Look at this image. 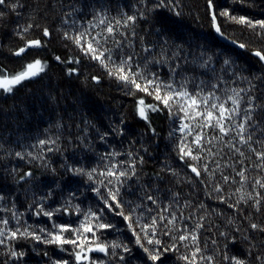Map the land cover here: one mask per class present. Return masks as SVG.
Here are the masks:
<instances>
[{
  "label": "trees",
  "instance_id": "1",
  "mask_svg": "<svg viewBox=\"0 0 264 264\" xmlns=\"http://www.w3.org/2000/svg\"><path fill=\"white\" fill-rule=\"evenodd\" d=\"M159 2L6 0L4 5H0V13H3L0 16V69L11 75L36 59L44 64L43 72L15 85L11 92L0 89V195L4 197L0 201V221L8 220L7 225L0 223V229L5 232V236L0 237L4 241L0 244V264H64L65 261L67 264H78L76 252L87 257L79 264H153L136 243L128 221L117 214L121 209L109 210L104 204L108 188L101 185L100 181L104 178L99 172L117 161H135L139 177V182L133 177L121 187L120 198L123 201L139 203L140 186L146 185L160 203L164 206L171 204L172 211L177 215L183 213L186 219L177 221V227L184 223L194 227L200 216L205 217L200 221L204 227L198 232V243L202 255L214 257V264H225L223 254L226 243L229 255L246 259L248 264H261L257 257H264V233L253 231L249 224H264V204L257 213L252 207L253 201L241 202L237 208L242 211H237L217 198L222 194L226 199L230 197L229 203L235 204L239 196L236 189L240 187V178L232 167H225V164H234L236 171L247 167L245 191L253 192L254 180L264 178V170L255 167L260 163L255 155L239 143L236 146L241 148L246 158L224 146L235 136L234 132L224 137L223 142L213 140L211 144L207 143L212 137L220 135L218 130L196 128L192 122L182 119L184 114L175 106L170 115L168 108L154 95L139 92L131 85L126 87L115 76H109L98 61L82 52L71 39L64 38L65 32L75 35L85 28L93 36L100 32L104 26L93 29L87 23L93 19L94 9L103 8L109 19H123L125 14L135 15L136 20L129 22L127 27L120 26L114 37H108L106 41L100 38L104 48L113 50L117 62L121 49L116 47L114 40L122 41L123 54L133 55V71L154 72L167 82L171 77L169 64L174 67L179 63L181 69L175 76L177 84L182 75L195 77L196 84L201 80L217 83V95L222 98L231 95L232 89H243L241 108H247L248 99L252 98L253 103L259 106L254 119L264 128V63L254 55L258 50L264 53V30L250 28L223 15L228 12L232 17L264 20V0H212L211 8L208 0H165L163 6L157 7ZM12 4L22 7L13 10ZM73 6L79 11H73ZM211 10L212 16L215 14L219 33L226 41L217 38L212 30ZM69 12H72L71 16L66 15ZM28 25L32 27L27 32H21ZM44 28L49 30L48 37L43 36ZM33 39H40L42 46L28 48L20 56L14 55ZM227 41L245 47L236 48ZM145 47H150L151 53H145ZM162 49L168 57L178 51L179 59H170L164 65L150 63L145 68L146 59L159 58ZM69 60L79 63H68ZM225 60L230 63L226 65ZM205 61L208 63L200 67ZM188 87L193 89L191 83ZM141 98L146 105H157L159 108L158 111L147 112V121L138 114ZM241 119L242 114L237 120ZM182 123L192 127L191 135L187 134V130L181 132ZM200 131L206 134L203 142L205 151L200 152L203 159L192 161L185 157L182 161L181 144L192 147L194 153L198 152L199 149L191 142L195 133ZM103 133L108 135L101 140ZM48 139L56 143L38 144L39 140ZM254 139H264V132L256 131ZM253 147L257 151L264 150V144H253ZM48 148L53 150L48 151ZM208 149L216 155H210ZM17 152L23 153L24 158H18ZM113 152L118 155L114 158L107 155ZM129 153L132 155L129 156ZM32 156L39 158L33 159ZM140 158H143V163L139 162ZM216 162L221 168L214 175L201 171L200 178L195 177L188 167L189 164L202 166L207 163L211 172L216 168ZM77 168L85 173L95 168L97 172L90 180L86 174L75 173L73 170ZM13 169L16 171L13 172ZM29 171L32 176L20 181L19 177ZM171 171L178 175L173 176ZM222 175L233 177L237 183L230 181L225 184ZM217 183L222 186V193L212 191V186ZM255 191L264 196V189L256 188ZM173 193L179 194L178 203L173 202ZM185 202L191 207H185ZM201 204L204 207H200ZM149 206L155 207L150 203ZM40 208L43 211L38 214ZM44 212H52L53 215L49 217ZM123 212L125 215L129 213L126 205ZM13 213L16 215L13 216ZM91 213H95L98 219L93 218ZM190 213L194 216L187 219ZM136 215H139V210ZM249 216L250 219H246ZM229 219L233 223H229ZM101 223L110 227L101 229L98 227ZM54 224L67 226L70 230L62 235L75 240L76 244L45 243L50 239L48 232H59ZM89 226L94 234L85 231ZM16 229L20 232L27 230L26 235L18 234L16 239L10 238L8 233ZM40 229L46 231L41 232ZM136 231L139 232V229ZM33 233L41 239H34ZM244 236L250 239L244 240ZM157 238L164 247L173 243L169 236L158 235ZM233 238L236 239L234 245L229 243ZM141 241L146 247H155L147 245L142 234ZM113 244L127 245L130 251L124 252L123 247L113 249ZM97 245H107V255L96 251ZM248 249H251L250 254ZM193 250L194 246L185 248L178 245L177 251L164 253L162 260L156 264H186L179 257L188 255L191 258ZM12 251L23 255L12 257ZM199 264H207V261H200Z\"/></svg>",
  "mask_w": 264,
  "mask_h": 264
},
{
  "label": "snow or ice",
  "instance_id": "2",
  "mask_svg": "<svg viewBox=\"0 0 264 264\" xmlns=\"http://www.w3.org/2000/svg\"><path fill=\"white\" fill-rule=\"evenodd\" d=\"M171 2V0H168ZM6 0H0V5H4ZM165 0H160L157 7L163 6ZM209 8L212 7V0H208ZM22 7V5L12 4L11 7L15 10L17 7ZM73 11H79V9L73 6ZM179 14V13H177ZM3 13H0L2 16ZM66 15L71 16L72 12L67 13ZM223 15L229 16L230 19L234 20L237 23L245 24L246 26L255 29L259 27L261 30H264V20L260 21H252L246 17H232L228 12H224ZM136 20L135 15H126L123 19L112 18L109 19L106 13V10L94 9L93 10V19L88 21L89 27L95 29L100 26H104L100 32H97L96 35H91L88 28H85L82 32H77L75 35H69V33H64L65 39H71L78 47H80L81 51L86 55H90L93 60L98 61L107 71L109 76H115V78L123 82L125 86H134V88L139 92H144L147 95H154V98L162 103L165 108H168L169 114H173V107L175 106L180 112L184 114L182 119H186L198 129H216L220 133L219 136H214L212 139L208 140L207 143L211 144L213 140L224 141V137L228 136L229 133H235V136L232 137L231 140L227 141L224 146L231 149L233 153L239 154L240 157H245V153L241 150V148L236 146V143L240 145L246 146L249 152H252L256 160L260 161L259 164H256L255 167L264 170V150L257 151L253 144H264V139H254V133L256 131L264 132V128L261 127V123L254 119V114L256 113L258 105H255L252 101V98L248 99V107L241 108V100L243 97L241 96V92L244 90H231V95H227L226 98H222L217 95V89L219 85L217 83H209L207 81L201 80L199 84L195 83V77H190L187 75H182L181 81L177 84L175 80V76L179 73L181 69V65L177 63L174 67L169 64V71L171 73V77L169 81L165 82L159 78L157 73L145 74L142 70L133 71V55L132 54H123L122 52V41L114 40V44L118 49H121V56L119 61L113 57V50L110 48H104L101 44V37L106 41L108 37H114L115 33L119 31L120 26L127 27L129 22H134ZM213 24L215 26V14L212 16ZM32 25H28L27 28L21 30V32H27L28 28H31ZM217 32L220 31L219 27L216 26ZM21 32H17V35H21ZM50 35L49 30L47 28L43 29V36L48 37ZM123 35V33H121ZM86 45V46H85ZM42 41L40 39L29 40L25 43L24 46L20 47L14 55L20 56L26 52L28 48L31 47H41ZM239 47L244 48L245 45L241 44ZM145 53H151L152 49L150 47L143 48ZM254 55L259 57L261 61H264V53L262 51H255ZM59 61L60 57H56ZM178 60L179 52H173L171 57L167 56V53L164 49L161 50L159 58L153 57L152 59H146L145 68H147L148 64L155 63L158 65H164L168 63L169 60ZM68 63H79V61L69 60ZM195 63V61H193ZM208 61H205L204 64L199 65L200 67H204ZM226 65L230 63V61L225 60ZM111 65V67L109 66ZM138 67V66H137ZM44 71V64L41 60L36 59L33 62L27 63L23 70L15 73V74H7L3 69H0V89H3L5 92H11L15 85L20 84L22 81L26 79L33 78L37 76L39 73ZM74 71V70H70ZM96 80V77H93ZM193 85V89L190 90L188 85ZM230 105V106H229ZM159 108L157 105H146L143 98L138 101V114L145 121L148 120L147 112L148 111H158ZM242 119L237 120L238 117ZM59 127V125H57ZM181 132H185L187 130V134L191 135L193 133L192 127L188 123H182ZM108 134L103 133L101 135V140H103ZM206 134L203 131L197 132L194 135V139L192 140V144L196 145L198 152L193 151L192 147H189L187 144L182 143L180 146V159L183 161L185 157L190 158L192 161H200L203 157L200 155V152L205 151L203 148L204 136ZM56 141L53 139L48 140H39L38 144L40 146H44L47 144H55ZM2 147V145H0ZM48 151H52V148H48ZM210 155H216V153H212L211 149L207 150ZM31 156V153H28ZM108 156L115 157L118 153H108ZM129 156L132 153L128 154ZM16 156L20 159L24 158V154L17 152ZM33 159H37L39 157L32 156ZM140 163H143V158H140ZM240 163L241 161H237ZM124 165L123 167H121ZM191 172L195 174V177H201V171L205 173H209L210 175H214L217 170L221 168L219 162H216V168L212 169L211 172L209 170V166L207 163L202 166H198L197 164H189ZM225 167H232L235 175L238 176L240 187L236 189V193H239L238 199L235 204L229 203V198H225L222 194L217 198L221 203H228L230 208H234L237 211H242L237 208L241 202L247 203L249 200L253 201L252 207L256 210L257 213L260 212L262 204H264V196L260 194V192H256L255 189H264V178H256L252 184L253 192H246L245 185L248 181V176L246 173L248 172L247 167H242L239 171H236L235 165L225 164ZM16 170L13 169V172ZM77 174H86L88 178L91 180L93 178V173L97 172V169H92L91 172L85 173L83 169L77 168L73 170ZM173 176H177L178 173L175 171H171ZM99 175L103 177L100 181L101 185L108 188V196L104 198V204L109 210H114L116 208H120L121 211L117 213L118 215H122L126 221H128V228L132 230L133 235L136 236V243L143 248L144 252L148 254V259L156 264L157 261H161L164 253L168 251H177L178 245H182L185 248H189L190 245L194 246V250L191 251V258L188 255H182L179 258L186 261V264H199L200 261H207V264H214L213 256H204L202 255V249L198 243V232L200 229L204 227L203 221L205 219L204 216H200L198 222L194 227H189L187 223L182 224L177 227V221H184L186 218L183 213L180 212L177 215L176 212L172 211V205L169 204L164 206L160 203L159 198L153 194V191L150 190L146 185H141V195L138 198L140 200L139 203L134 201H123L121 197L120 189L121 187L133 177L137 178L139 182V177L137 176L136 171V162H123L117 161L116 163H112L110 165L105 166V170L100 171ZM32 173L25 172L23 175L19 177L20 181H24L27 178L31 177ZM110 178V179H109ZM159 179V176H157ZM105 180L107 183L105 184ZM222 180L225 184H228L230 181L232 183H237V181L229 176L222 175ZM191 182V180H189ZM201 183H204L201 180ZM111 185V187H108ZM97 194H99V189L96 190ZM158 191V190H157ZM212 191L215 193H222L223 189L220 184H214L212 186ZM254 193V194H253ZM135 194V193H133ZM235 195V193L233 194ZM4 197L0 195V201H3ZM173 202L179 201V194L173 193ZM149 203L155 207H150ZM127 206L129 208V213L127 215L123 212V206ZM185 207H191L188 202H185ZM200 207H204L203 204ZM139 210V215H136ZM43 209L40 208L39 212H42ZM155 212V214H153ZM46 216L51 217L53 215L52 212H44ZM16 213H13L15 216ZM93 218L98 219L95 213L90 214ZM133 216H135V220H133ZM194 213H190L187 219H192ZM246 219H250L246 217ZM0 223L7 225L8 220L4 219L0 221ZM229 223H233L231 219H229ZM135 225V227H134ZM54 228H58L59 232H48L47 235L50 239L45 240V243H57V244H76L75 240H70L66 237H63L62 233L69 231L70 229L65 225H53ZM98 227L103 229L110 227V225L106 224H98ZM249 227L253 231L264 233V224L251 222ZM139 229V232L136 229ZM239 230V229H237ZM27 231V230H26ZM25 232H20L19 229L15 231H11L8 233V236L12 239H16L18 234L20 236L26 235ZM41 232H45V229H40ZM86 232H93L94 230L91 226L85 228ZM78 234V233H77ZM141 234L143 235V240L147 242V245H155V247H146L144 243L141 241ZM158 235L169 236L173 243L169 246L164 247L162 241L157 238ZM221 235H226L225 233H221ZM5 236V232L0 229V237ZM33 238L36 240H40L41 237L35 235L33 233ZM244 240H249L248 236L243 237ZM4 241L0 239V244ZM215 244V241H213ZM231 244L236 243V239L233 238L229 241ZM123 247L124 252H129L130 249L127 245L113 244L112 248ZM107 245H97L96 251L105 253L107 255ZM228 244H225V252L223 254V260L225 264H248L246 259H241L237 255H229L228 254ZM92 251V249H89ZM247 252L250 254L251 249H248ZM114 254V253H113ZM12 257L22 256L23 253H16L12 251L10 253ZM76 260L79 264L81 259H87V257H82L81 252L75 253ZM121 260L124 259L123 256L120 257ZM258 260L261 261V264H264V257H257ZM67 264V261L64 262ZM95 264V262H92Z\"/></svg>",
  "mask_w": 264,
  "mask_h": 264
},
{
  "label": "water",
  "instance_id": "3",
  "mask_svg": "<svg viewBox=\"0 0 264 264\" xmlns=\"http://www.w3.org/2000/svg\"><path fill=\"white\" fill-rule=\"evenodd\" d=\"M210 19L212 20V10H211V16H210ZM216 21H215V26H214V24H213V20H212V30L214 31V33H215V35L217 36V38L219 37L221 40H223V41H226L224 38H222V36L220 35V33L219 32H217V30H216ZM228 43H230L231 45H233L234 47H236V48H239L236 44H234L232 41H227ZM263 63H264V61H263Z\"/></svg>",
  "mask_w": 264,
  "mask_h": 264
}]
</instances>
